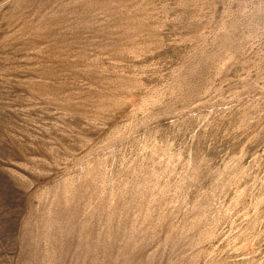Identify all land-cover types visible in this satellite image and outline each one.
I'll return each instance as SVG.
<instances>
[{"label": "rangeland", "instance_id": "obj_1", "mask_svg": "<svg viewBox=\"0 0 264 264\" xmlns=\"http://www.w3.org/2000/svg\"><path fill=\"white\" fill-rule=\"evenodd\" d=\"M0 264H264V0H0Z\"/></svg>", "mask_w": 264, "mask_h": 264}]
</instances>
